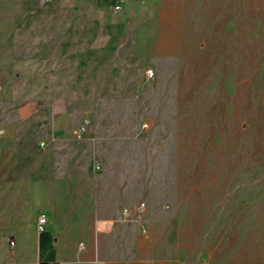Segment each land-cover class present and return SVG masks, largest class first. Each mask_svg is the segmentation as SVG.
<instances>
[{
    "label": "rangeland",
    "instance_id": "obj_1",
    "mask_svg": "<svg viewBox=\"0 0 264 264\" xmlns=\"http://www.w3.org/2000/svg\"><path fill=\"white\" fill-rule=\"evenodd\" d=\"M115 3L0 0L4 177L66 162L84 191L20 187L0 264L51 262L42 212L65 264H264V0Z\"/></svg>",
    "mask_w": 264,
    "mask_h": 264
},
{
    "label": "crops",
    "instance_id": "obj_2",
    "mask_svg": "<svg viewBox=\"0 0 264 264\" xmlns=\"http://www.w3.org/2000/svg\"><path fill=\"white\" fill-rule=\"evenodd\" d=\"M24 164L25 165L19 163V167H11L9 176L4 177L6 175L5 172L9 169L6 168L3 156L0 157V247L2 248V253H5L6 247V242L4 240L5 233L15 235L16 239H18V235L22 233V229L20 227V204H18V192L20 187L30 185L32 180L42 179V181L44 180L45 182L46 180L50 181L55 177L54 181L60 183V188L66 184L69 186L70 192L73 191V189L74 191L76 189V193L81 200L84 193L82 184L80 183L81 175L79 176L76 173L68 172V170L71 171L70 169L76 170V164H67L66 162L51 163L50 161H45L41 167L42 174L40 178L19 176L21 172L20 170L23 169V166L25 167L27 165V163ZM62 182H64V185L62 184L63 186H61ZM98 193L100 195L98 196L96 206L94 207L95 212L93 213V216L107 219L113 216L116 200L114 199L113 192L109 189V187H106L101 191L97 190V193L94 191L92 195L96 196ZM80 203L82 205L83 201ZM43 214L46 215L45 212H42L39 214L38 218ZM54 223L56 222L54 221ZM37 226L38 219L36 222V229L38 232V260L46 263V261L55 262V260L60 257H68V255L55 257V253L53 252V246H55V243L58 244L60 239L53 238V235L58 233L59 229L47 230L45 228L39 230Z\"/></svg>",
    "mask_w": 264,
    "mask_h": 264
},
{
    "label": "built area",
    "instance_id": "obj_3",
    "mask_svg": "<svg viewBox=\"0 0 264 264\" xmlns=\"http://www.w3.org/2000/svg\"><path fill=\"white\" fill-rule=\"evenodd\" d=\"M125 2H126V0H116V8L117 9H119V8H121V7H123L124 6V4H125ZM151 72V74L153 75V72H152V70L150 71ZM83 130H85V128L83 127L82 129H81V131H83ZM4 132V130L3 129H0V134H2ZM127 210H125V213L127 214ZM48 224V220H47V216L45 215V214H43V215H41L39 218H38V229L39 230H42V229H45L46 228V225ZM14 242L15 241H12V243L14 244ZM84 247V243L82 242L81 244H80V248H83ZM48 264H65V262L64 261H55V262H49Z\"/></svg>",
    "mask_w": 264,
    "mask_h": 264
}]
</instances>
